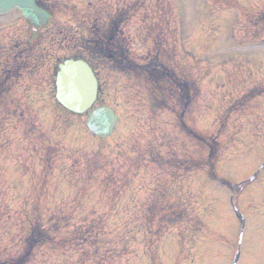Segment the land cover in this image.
<instances>
[{
  "label": "rangeland",
  "instance_id": "1",
  "mask_svg": "<svg viewBox=\"0 0 264 264\" xmlns=\"http://www.w3.org/2000/svg\"><path fill=\"white\" fill-rule=\"evenodd\" d=\"M60 1L65 2L66 5L62 8H65L66 12L59 16L61 19H67L73 14L80 15L81 7H86L89 3H104L107 0ZM131 1L134 3L133 11H128L130 14L125 22V32L128 37L130 35L128 47L133 50L132 58L136 63L144 64L146 53L154 54L155 49L167 51L169 57L175 61L177 71L181 70L187 76L190 75V79L197 85V91L191 87L195 92L188 91L189 102L183 109L177 104L176 89L170 90V86L158 79L168 110L161 111L154 118L150 117L145 109L149 92L146 91L147 87L143 81L141 84H131V81L123 79L121 81H125L126 85L114 84L111 88L113 90L106 97L108 102L113 105L118 103L121 106V115L125 117L129 112L126 110L128 108L124 109L123 99L129 96L132 103L142 108V112L135 113L144 125L149 120L158 129L167 126L170 129L167 135H174L177 148L174 159H181L177 165L184 162L188 149L198 154L200 151L199 139L192 138V142L185 138L184 132H178L176 129L180 112L181 119L196 132L195 137L211 135L213 141L221 143L217 165L221 174L227 177L232 175L235 177L234 181L249 178L258 163L264 160V128L255 131L262 133L260 140L252 137L254 133L250 135L256 126L264 124V115L262 119H256V114L261 110L264 113V92H257L258 88L264 85V32L257 38L262 31L256 30L254 26L258 25L257 13L264 11V0H120L118 5L120 2L131 5ZM115 2L117 0L112 4ZM18 16L16 13L11 14L5 17L4 22L16 21ZM160 91L157 93L160 94ZM233 110L235 112L230 116ZM43 121L44 127L49 125L52 128L55 123L54 119ZM128 123L137 126L132 122ZM6 124L4 132H0V262L11 261L9 258L19 253L22 247L20 238L25 230L22 228L24 223L20 222L18 210L28 208L31 204H25L23 201L30 194L31 177H37L42 169L46 170L45 173L50 169L55 172L58 164L71 167L75 160L88 153L82 149L79 153L72 154L78 146L86 145L89 150L95 149V146L90 144V139L84 135L72 140L76 145L70 150L67 140L63 138L65 147L61 146L60 153L64 156L59 159V155L53 157L50 149L42 151L40 143L34 144L35 136L31 139L25 138L21 124L18 127V123L12 119L6 120ZM127 130L128 128L124 133ZM41 139L38 138L37 141L40 142ZM255 140L258 142L255 143ZM186 142L188 145H184ZM213 148L211 147L212 151ZM40 153L43 162L40 161ZM15 169L26 171L23 180H20V174L15 173ZM187 183L196 197L201 195L198 190L207 195L208 199L204 198L207 201L217 196L210 192V189L202 187L200 176L188 177ZM198 186L202 189H198ZM261 188H264V174L255 176L238 199V207L246 218L244 237L239 245L241 255L238 264L264 263V208L261 206L264 193ZM226 199L227 195L220 198L225 204ZM205 203L198 200L195 203V211L206 226L201 224L203 230L199 235H186L189 241L195 238L196 241L181 247L174 230L159 236L161 238L171 234V238H165L163 241L156 242L152 237L148 247L151 264H180L178 261L190 259L195 264H230L234 247L222 248L220 252L216 249L223 247L219 242L224 239L221 235L228 237L225 243L235 241L239 227L221 206L209 211L204 209ZM77 215L80 216L81 213ZM125 224L117 223L113 226L120 227ZM127 226L133 227L132 223ZM137 236L140 241L142 234ZM82 247L87 249L88 245L81 244L80 248ZM133 247L129 255L122 251L118 258L113 256L117 259L114 263L125 264L128 259L127 264H148L145 259V246L142 251V243L136 241ZM177 255L180 257L178 261ZM34 258L38 264L40 256L35 254ZM57 258L59 255L51 253L49 259L43 258L40 262L59 264ZM209 258L211 259L208 260Z\"/></svg>",
  "mask_w": 264,
  "mask_h": 264
},
{
  "label": "water",
  "instance_id": "2",
  "mask_svg": "<svg viewBox=\"0 0 264 264\" xmlns=\"http://www.w3.org/2000/svg\"><path fill=\"white\" fill-rule=\"evenodd\" d=\"M13 7L22 10L24 16L36 24L44 22L47 15L41 9L37 8L33 0H0V12H4ZM61 73L58 79L59 100L74 111H82L86 109L92 102L95 84L88 67L81 61H68L64 66H61ZM78 76L79 80L82 78L84 86L75 88L72 87L70 92V100L66 97V84L64 83L68 77ZM77 80V79H76ZM115 121L114 116L108 109L96 110L89 118L88 125L92 130H102L108 132Z\"/></svg>",
  "mask_w": 264,
  "mask_h": 264
}]
</instances>
